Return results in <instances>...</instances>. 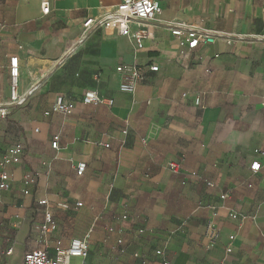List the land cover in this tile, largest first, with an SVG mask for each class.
Instances as JSON below:
<instances>
[{"label":"crops","instance_id":"0c3cea01","mask_svg":"<svg viewBox=\"0 0 264 264\" xmlns=\"http://www.w3.org/2000/svg\"><path fill=\"white\" fill-rule=\"evenodd\" d=\"M158 1L162 14L137 51L111 29L81 38L88 18L120 0H0V108L10 109L0 120V159L16 143L24 147L11 188L0 190V264H22L32 250L54 256L58 241L67 248L90 230L88 257L71 264H264V0ZM174 24L213 32L216 41L183 56ZM13 56L26 101L9 107ZM154 64L159 72H148L135 94L120 92V65ZM89 89L113 106L83 105ZM58 96L77 102L73 115H45ZM55 135L59 150L51 148ZM79 162L88 165L83 177ZM25 174L35 178L28 195ZM42 199L58 223L48 248L37 230ZM212 221L218 238L208 248ZM136 223L146 226L140 237Z\"/></svg>","mask_w":264,"mask_h":264},{"label":"built area","instance_id":"2783aa9c","mask_svg":"<svg viewBox=\"0 0 264 264\" xmlns=\"http://www.w3.org/2000/svg\"><path fill=\"white\" fill-rule=\"evenodd\" d=\"M162 7L158 0H120L119 4L113 7L104 8V13L96 18H88L82 25V40L86 39L90 34L101 29H111L117 31L121 36L131 39L135 45L136 50L144 49V41L151 37L150 24L162 14ZM42 12L44 15L50 13V3L44 1L42 3ZM135 27V28H134ZM172 35L177 40L179 54L187 56L192 52L197 51L202 46L212 45L216 41V36L213 32L198 30L184 24H174L170 27ZM120 76L119 90L122 93L133 95L136 93L137 87L142 84L148 72H159V66L154 64L149 67H142L136 65H120L116 69ZM208 73L209 70L207 69ZM10 102L9 107L14 105H23L26 101V96H20V65L19 58L13 56L10 58ZM31 92L29 93V95ZM82 104L89 105H105L112 107L114 101L106 99L99 94L95 89L87 90L82 98ZM197 100V105H198ZM77 108V102L67 101L64 96H58L53 104L51 110L46 112V116L51 114H58L63 116H71ZM10 113L9 108H0V120L7 118ZM37 131V130H36ZM126 133V132H125ZM109 148V144L104 145ZM51 148L59 150L60 137L55 135L51 141ZM24 156V147L21 143H16L9 147L2 158L0 159V190L8 191L11 188L12 169L21 164ZM169 169L174 173H179L181 165L178 162H170ZM88 165L86 162H79L76 167V175L83 177L87 171ZM262 169L259 161L255 160L250 166L252 173H258ZM207 186H213L208 181L200 180ZM23 193L29 194V186L35 184V178L31 174H25L23 177ZM222 199L228 198L227 194L221 196ZM38 208L42 209L43 221L38 225L37 230L41 236L42 243L46 248L50 245V237L55 234L58 229V223L55 219L53 211L50 209V204L47 199L39 200ZM82 203H78L77 207H82ZM215 209V208H214ZM215 211V210H213ZM214 217L217 216L216 211ZM234 219L238 218L235 213L231 214ZM126 219V217H124ZM109 233L114 232L113 228L108 229ZM146 233V230L135 231V237H140ZM92 231L90 230L83 238L71 239L69 246L64 248L62 243L58 241L55 247V255L51 256L47 250H32L27 252L23 257L22 264H71L73 258L86 259L89 254V243ZM206 237L209 241L208 248L215 245L218 238V231L214 222H210L207 228ZM233 236L230 237L232 241ZM117 245L120 248V253H126V244L124 240L118 239ZM228 252H231L229 247ZM13 250H9L7 255H11ZM161 251H157L156 255H161ZM134 258H142L137 252ZM169 264V263H164Z\"/></svg>","mask_w":264,"mask_h":264},{"label":"trees","instance_id":"16d2710c","mask_svg":"<svg viewBox=\"0 0 264 264\" xmlns=\"http://www.w3.org/2000/svg\"><path fill=\"white\" fill-rule=\"evenodd\" d=\"M131 227H134L135 229H137V230H145L146 229V226H144V224H139V223H136V224H134V225H132ZM125 248H126V253H128L127 251H128V247L127 246H125ZM125 253V254H126ZM124 255V254H123ZM141 261V263L142 264H145L146 263V261L145 260H140Z\"/></svg>","mask_w":264,"mask_h":264}]
</instances>
